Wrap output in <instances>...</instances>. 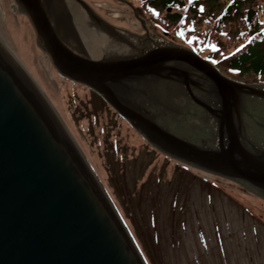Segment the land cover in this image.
Instances as JSON below:
<instances>
[{
  "label": "rangeland",
  "instance_id": "rangeland-1",
  "mask_svg": "<svg viewBox=\"0 0 264 264\" xmlns=\"http://www.w3.org/2000/svg\"><path fill=\"white\" fill-rule=\"evenodd\" d=\"M72 1L88 9L90 15L86 18L95 29L100 30L96 21H101L116 35L117 43L142 48L143 54L134 57L144 56L157 46L189 47L168 21L169 15L178 11L175 7L156 10L155 16L142 0ZM229 4L230 0H217L208 6V13L188 15L193 17L199 34L211 33L212 42L220 46L215 55L210 54V47L196 52L207 63L223 58L246 40L253 44L264 39V0L247 3L257 11L251 23L244 16L232 14L228 20L220 21L219 15ZM254 25L257 31L251 35ZM0 37L83 158L144 264H264V197L238 181L184 165L162 154L99 95L90 93V88L60 76L37 46L29 19L14 0H0ZM213 67L230 81L264 91V75L238 76L222 63ZM173 78L172 83L184 86L177 83V76ZM146 81L134 84L142 94L135 93L132 96L135 100H126L127 107L140 114L145 110L147 117H144L164 131L192 140L197 146L214 143L213 119L199 103L213 109L219 106L207 100L196 78L188 80L190 93L183 87L185 96L172 98L164 95L172 94L165 90L166 84H160L156 90L154 83ZM243 102L254 122H264V98L248 96ZM242 117L243 127L248 129L252 121L246 113Z\"/></svg>",
  "mask_w": 264,
  "mask_h": 264
},
{
  "label": "water",
  "instance_id": "water-1",
  "mask_svg": "<svg viewBox=\"0 0 264 264\" xmlns=\"http://www.w3.org/2000/svg\"><path fill=\"white\" fill-rule=\"evenodd\" d=\"M14 1L60 76L100 95L162 154L238 181L264 197V152L242 143L264 125L262 120L254 122L243 107L248 96L264 98L262 89L224 78L210 63L181 48L159 47L154 55L128 59L79 55L55 34L44 11L50 10L46 1ZM175 62L189 65L215 84L219 109L199 103L213 119L216 137L211 146H197L164 131L146 118L145 110L140 114L126 106L135 93L142 94L135 83L164 78V65ZM176 72L172 76L187 86L190 77ZM115 90L121 95L117 97ZM242 113L252 121L248 129ZM0 264H144L83 158L1 41Z\"/></svg>",
  "mask_w": 264,
  "mask_h": 264
},
{
  "label": "bare ground",
  "instance_id": "bare-ground-1",
  "mask_svg": "<svg viewBox=\"0 0 264 264\" xmlns=\"http://www.w3.org/2000/svg\"><path fill=\"white\" fill-rule=\"evenodd\" d=\"M44 1H46V4L50 5V10L46 7L44 11L49 18L55 34L64 45H67L77 54L91 59H128L134 57L140 52H142L143 54L142 48L138 49L137 46L132 47L130 45H126V42L123 45L117 43L115 38L116 35H114L113 32L110 31L108 27L101 21L98 22L95 20L96 24L100 27V30L95 29L89 18H86V15H90V13L84 5H78L72 0ZM42 2L43 0H40V3ZM0 41L2 42L1 37ZM159 47L160 46H157L155 49L150 50L146 53H152L151 55H154L157 53L154 51H156V49ZM168 64L170 65L171 69L168 67ZM176 67L185 69V71H181V73H184L189 77L196 78L198 81V88L205 92L207 100H211V104H215L214 106H218V100L220 97L218 91L216 90L215 84L209 82L208 80L200 78V76L194 73L196 71H191V68L187 67L183 62L166 63L164 65V68H166L163 73L165 76L164 78L160 76H153L152 78L147 79L146 82L154 83L156 85V90H158V87L160 88L161 86H164L166 84L165 90H167L168 92H172L171 95L164 93L165 96H169L168 98H172V96L175 95L182 96L184 95V93L189 92V88L185 85H175L170 81V79H174L172 74L176 72L174 70L176 69ZM176 73L178 76H181L180 72ZM154 81H156V83ZM179 82L180 81H178L177 83ZM160 84L162 85L159 86ZM183 87L185 88L186 92L184 91ZM115 92L116 93L114 94L117 97L118 93L119 95H121L122 93L117 90H115ZM216 98L218 100H216ZM176 101L178 102V99H176Z\"/></svg>",
  "mask_w": 264,
  "mask_h": 264
},
{
  "label": "trees",
  "instance_id": "trees-1",
  "mask_svg": "<svg viewBox=\"0 0 264 264\" xmlns=\"http://www.w3.org/2000/svg\"><path fill=\"white\" fill-rule=\"evenodd\" d=\"M216 1L217 0H196L189 3L188 0H142L143 5L148 7V12L149 9L152 10L151 12L156 10V12H158L165 9L167 6L177 8L178 11L168 17L170 25L175 28V34H177L179 38L182 35L187 36L190 34L193 38L194 47L201 48L204 43H209L216 45L218 47V51L220 52V46L215 42H212L213 39L209 36L211 33L204 35L199 34L196 30V26L193 24L195 23L192 19L193 17H188L189 14L193 16L196 15V12L200 14L208 13V10H210L208 6L212 5ZM251 1L253 0H231L230 4L219 15V20H228V15L232 14L233 16H244L245 21L247 23H251L252 18L257 13L255 8L247 6V3ZM205 7H207V9H205ZM201 9H203V11H201ZM253 28L254 30L251 35L257 31V26L254 25ZM262 33H264V29ZM258 40L259 41H256L253 44H251L250 39L246 40L242 44H238V46H236L232 51H239L226 60H222L219 64H224L229 71L236 73L238 76L252 73L255 77H262L264 75V39L260 38ZM243 49H245L243 53H241L237 58H233V56L240 53ZM218 51L211 52L210 54L215 55Z\"/></svg>",
  "mask_w": 264,
  "mask_h": 264
},
{
  "label": "flooded vegetation",
  "instance_id": "flooded-vegetation-1",
  "mask_svg": "<svg viewBox=\"0 0 264 264\" xmlns=\"http://www.w3.org/2000/svg\"><path fill=\"white\" fill-rule=\"evenodd\" d=\"M263 91V90H262ZM89 92L94 93L92 90H89ZM264 93V91H263ZM96 94V93H94ZM97 95V94H96ZM264 105V102L262 103ZM264 110V108H263ZM264 120V119H263ZM260 138L263 139L264 138V125H262V127L260 129H256L254 130V132H252V135H247V141H242L244 146H248V145H256L258 146V150L259 151H263L264 152V141L262 140V142H260Z\"/></svg>",
  "mask_w": 264,
  "mask_h": 264
},
{
  "label": "snow or ice",
  "instance_id": "snow-or-ice-1",
  "mask_svg": "<svg viewBox=\"0 0 264 264\" xmlns=\"http://www.w3.org/2000/svg\"><path fill=\"white\" fill-rule=\"evenodd\" d=\"M188 2H189V3H192V0H188ZM230 2H231V0H230ZM149 11L151 12L152 10H151V9H149ZM201 11H203V9H201ZM152 14H153V15H155V13H154V12H153ZM178 34H179V33H178ZM212 47L214 48L215 46H212ZM213 63H214V62H213Z\"/></svg>",
  "mask_w": 264,
  "mask_h": 264
}]
</instances>
